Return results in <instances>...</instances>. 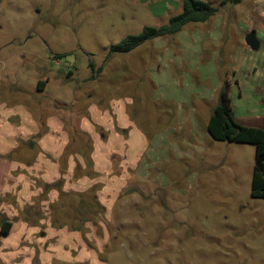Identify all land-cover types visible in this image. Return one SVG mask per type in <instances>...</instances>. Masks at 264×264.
<instances>
[{
  "label": "rangeland",
  "instance_id": "1",
  "mask_svg": "<svg viewBox=\"0 0 264 264\" xmlns=\"http://www.w3.org/2000/svg\"><path fill=\"white\" fill-rule=\"evenodd\" d=\"M203 1L217 8L207 22L119 54L115 45L167 24L182 0H0V131L20 120L45 127L50 115L87 127L53 137L60 157L45 154L60 164L55 200L12 164H32L43 133L17 132L16 148L0 153V219L13 221L0 264H264L256 146L207 132L223 82L237 114L264 103L253 95L264 83V32L252 50L245 21L259 24L246 14L256 0ZM106 122L126 145L108 142Z\"/></svg>",
  "mask_w": 264,
  "mask_h": 264
},
{
  "label": "trees",
  "instance_id": "2",
  "mask_svg": "<svg viewBox=\"0 0 264 264\" xmlns=\"http://www.w3.org/2000/svg\"><path fill=\"white\" fill-rule=\"evenodd\" d=\"M234 1L240 2L241 0ZM216 13L217 8L213 7L209 2L203 0H182L181 11L171 16L167 24L158 27L146 26L141 33L124 38L112 48V51L119 54L129 53L145 42L156 38H165L173 41L186 25L190 23H205ZM40 84L42 89H44L47 82H40ZM207 132L215 141L253 144L256 146V163L252 177L251 196L264 199V127H245L235 121L230 98V85L227 81L223 82L220 88L218 103L208 120ZM91 163V160H88L89 167L92 165ZM59 183H62L61 180ZM55 187L52 184H44L43 193ZM79 195L81 198L86 199L88 194L80 193ZM60 197H63V194H60ZM12 227L13 223L11 221L4 218L0 219L1 235H9Z\"/></svg>",
  "mask_w": 264,
  "mask_h": 264
},
{
  "label": "crops",
  "instance_id": "3",
  "mask_svg": "<svg viewBox=\"0 0 264 264\" xmlns=\"http://www.w3.org/2000/svg\"><path fill=\"white\" fill-rule=\"evenodd\" d=\"M249 7H250V9L246 14L250 15L251 17L252 16L256 17V18L259 17V18H257V22L259 24L257 26L254 24L250 25V23H247L245 21V23H246V31H245L246 34H249L250 32H255V34H259V33L264 32V0H256ZM244 15H245V13H244ZM199 68H201V67H199ZM201 74L205 75V73H201ZM254 85H255V88L253 89L254 97H257V98L259 96L262 97V95H264V83L261 84V82L256 81ZM46 90H48V88ZM239 95L242 97L243 91L239 90ZM261 100H262V98L258 99V100L256 99V104L260 105L259 106L260 108L257 107L258 109L253 111V112L247 111L244 114H237L235 112V110H233L235 121L238 124L245 126V127L263 128L264 127V103ZM92 106L93 105H91L87 110V112H88V114H90V116H91L90 110L93 108ZM23 115H24L23 119L26 121L27 119H25V118L28 116V114L25 113ZM209 118H210V116H209ZM209 118H208V120H209ZM85 120H86V118L82 117L79 120V122H73V121L69 122V121L60 120L58 118V116H56V115H50L49 117H46V126L45 127H43V126L41 127V125H38V123H36V122H31V120H29V121L27 120L28 123L24 125L21 123V120H20V126L21 127L20 126H18V128L6 127V128H3L2 131H0V153L6 154L7 152L16 148V141L14 140V134H16L17 132L21 133L22 135H36L38 133H43L42 138L39 141H37V144L39 145L40 149L42 150V153L40 155H38V158H36V160L32 164L24 165L22 163H16V162H14L12 164H15V166H18L21 169H22V167L28 166L26 168H28V171L30 172V174L31 175L34 174L36 177H38L36 179L39 182H42L43 184L51 185V184L55 183L57 180H59V178H61V175H60V172L58 171V170H60V166H59L60 164L58 162L57 163L53 162L50 158L55 157V155H56V157H60V155L63 153L62 151L65 148V146H63V148L58 147V146L55 147L53 145V140H52L53 137L55 135H63V136L67 135L68 136V134L71 137H72V135H73V137H75L76 135H80V133L85 135L86 134L85 128H87ZM40 123H42V122H40ZM128 125H129V123L127 122V120H125V126L124 127H122L121 123H119V126L121 128L120 130L127 128ZM42 128L43 129L45 128V130L43 131ZM103 128L105 130L106 129L108 130V142L109 143L116 142L118 144V146L126 145V143H128L127 140L126 141L123 140L124 144H121L123 136L121 134H119L118 131L114 130V127L111 126L110 123L106 122V125H104ZM88 129L90 130L89 134H91L92 130H94L92 128V126H90V124H89ZM6 130H8V131L5 132ZM1 133H3L5 135V139L1 138ZM12 134H13V138L11 136H9ZM6 138H7V140H6ZM96 141H97V139H96ZM57 148H58V150H57ZM95 153H96V149L94 151V154ZM45 154L50 155V158H49V156H47ZM94 159L96 160V156L93 155V160ZM73 160H74V158L72 157L70 164H69V170L68 171H69V176L71 173L70 178L72 177L73 170L75 169V162ZM42 163H44V164H42ZM85 179L88 180V178H85V177L84 178L83 177H81V178L77 177L76 179H74L73 183L79 184V182H81V181L83 182ZM33 182L36 183V181H34V180H33ZM36 188H39V187H36ZM64 188L67 189V182H65L63 187L60 186V190L61 189L63 190ZM38 190H40V189H38ZM58 191L59 190L55 191L54 189H51L50 191H48V196H49V194L56 192L57 195L52 194L55 197L54 198V200H55L59 196ZM38 193H39V191H38ZM9 221H11V220H9ZM11 222L13 223V221H11ZM25 222H26V220H25Z\"/></svg>",
  "mask_w": 264,
  "mask_h": 264
},
{
  "label": "water",
  "instance_id": "4",
  "mask_svg": "<svg viewBox=\"0 0 264 264\" xmlns=\"http://www.w3.org/2000/svg\"><path fill=\"white\" fill-rule=\"evenodd\" d=\"M246 43L252 50H258L259 49V43L257 42L255 38V32H250L246 36Z\"/></svg>",
  "mask_w": 264,
  "mask_h": 264
}]
</instances>
